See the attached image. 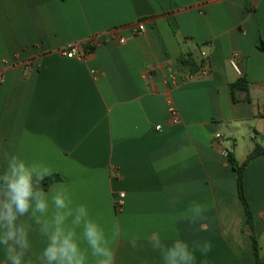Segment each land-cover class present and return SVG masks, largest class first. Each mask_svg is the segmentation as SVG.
Here are the masks:
<instances>
[{
  "label": "crops",
  "instance_id": "0c3cea01",
  "mask_svg": "<svg viewBox=\"0 0 264 264\" xmlns=\"http://www.w3.org/2000/svg\"><path fill=\"white\" fill-rule=\"evenodd\" d=\"M139 22L147 29L135 36L128 27ZM74 46L83 59L61 55ZM187 53L205 63L194 76L176 70ZM242 77L249 89L235 101L231 85ZM257 148L264 0H0V173L13 156L48 167L45 178L60 180L45 192L63 185L109 236L119 226L116 264H162L152 234L167 245L210 242L195 264H256L254 235L264 263V154L244 172L252 229L228 159L242 165ZM193 203L206 208L195 223L180 218ZM29 240L25 259L36 264L43 238L33 230Z\"/></svg>",
  "mask_w": 264,
  "mask_h": 264
},
{
  "label": "clouds",
  "instance_id": "9594fccd",
  "mask_svg": "<svg viewBox=\"0 0 264 264\" xmlns=\"http://www.w3.org/2000/svg\"><path fill=\"white\" fill-rule=\"evenodd\" d=\"M50 174L48 167L28 164L17 156L11 157L0 173V246L5 264H34L31 258L25 259L33 230L38 231L44 243L36 264H116L112 244L121 235L119 226L113 224L109 236L91 216L88 206L76 203L63 185L45 192L40 185ZM204 211V206L193 203L180 218L195 223L203 218ZM147 240L159 252L162 264H195L196 250L206 255L212 248L210 242H194L190 247L181 239L167 245L159 234ZM129 244L136 249L138 238H132Z\"/></svg>",
  "mask_w": 264,
  "mask_h": 264
},
{
  "label": "trees",
  "instance_id": "16d2710c",
  "mask_svg": "<svg viewBox=\"0 0 264 264\" xmlns=\"http://www.w3.org/2000/svg\"><path fill=\"white\" fill-rule=\"evenodd\" d=\"M204 61H199L194 54L192 53H187V54H183L176 65V70L178 73L185 75V76H194L197 73H199L203 68H204ZM249 89V84L247 82V80L242 77L240 78L238 81H236L234 84L231 85V91L233 94V98L235 101H237V93L238 92H248ZM264 154V150L257 148L255 149L248 157L247 161L240 165L234 154H229V162L231 163L233 169L236 171L237 173V185H238V193H239V197L241 198L245 208H246V213H247V224L249 225V227L252 229L253 227V222H252V215L249 209V205L247 203L246 197H245V190H244V172L245 169L248 165V163L250 161H252L253 159H255L256 157L260 156ZM60 178L59 176L55 175V176H51L48 178H45L42 180L41 182V188L43 190L48 189V187L59 181ZM253 242H254V249H255V256H256V264H264L260 261L259 259V248H258V244L256 241V238L254 237V235H251Z\"/></svg>",
  "mask_w": 264,
  "mask_h": 264
},
{
  "label": "built area",
  "instance_id": "2783aa9c",
  "mask_svg": "<svg viewBox=\"0 0 264 264\" xmlns=\"http://www.w3.org/2000/svg\"><path fill=\"white\" fill-rule=\"evenodd\" d=\"M129 30H131L133 35H142L146 32V25L145 22H139L137 24L131 25L128 27ZM122 30L123 29H116L113 30L111 32V34H113V36L115 37V39L118 41L119 44L123 45L127 42V39L122 35ZM101 44L98 40V37H94L92 38V48L95 49L96 47H99ZM61 55H63L64 57L68 58V59H74V58H78V59H83V55L80 53L78 46H74V47H70L67 48L65 50L61 51ZM238 54H234L233 58L231 59V66L233 67V69L239 74L241 75V71L239 69L238 63H237V58H238ZM177 77V73L176 72H172L169 74V76L167 77V79L165 80V84H169L170 82H175ZM169 115L171 117V121L173 124H178L179 123V114L177 109L173 106L172 103H169ZM157 130H161V127L158 126ZM216 138L219 139L220 135H216ZM125 203V195L124 194H120L116 200H115V206L118 210H120L123 205Z\"/></svg>",
  "mask_w": 264,
  "mask_h": 264
}]
</instances>
